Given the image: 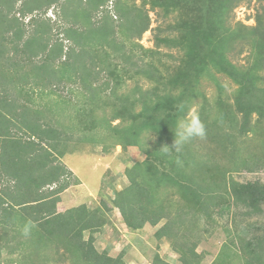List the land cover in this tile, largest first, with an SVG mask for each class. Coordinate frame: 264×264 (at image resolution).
Masks as SVG:
<instances>
[{"label":"trees","instance_id":"obj_1","mask_svg":"<svg viewBox=\"0 0 264 264\" xmlns=\"http://www.w3.org/2000/svg\"><path fill=\"white\" fill-rule=\"evenodd\" d=\"M245 1L141 0L138 6L133 0H82L71 10L66 0H39L38 12L23 15L15 8L16 0H0V264H124L122 255L114 259L107 252L98 255L93 246L94 235L114 209L130 231L162 222L152 240L157 248L176 253L178 264H202V255L195 251L201 234L208 233L216 219L240 218L246 224L234 230L230 247L237 239L243 264H264V227L248 222L264 212V183L229 177L239 170L252 173L264 167V7L255 13L253 26L231 24L232 12ZM146 4L151 11L162 12L163 19L175 20L167 27L171 35L157 29L154 49L134 41L150 24L143 11ZM55 6L61 31L53 38L50 21L42 16ZM63 42L72 46L64 51ZM162 47L182 53L163 54ZM164 57L178 59L179 64L167 71ZM216 74L236 85L234 109L216 98L211 107L217 109L209 119L202 81L221 89ZM139 78L153 82L154 88L142 92ZM126 80L134 85L122 91ZM194 99L200 100L196 105L206 135L177 151L173 148L177 122L188 115ZM135 102L143 105L138 114L132 110ZM101 106L112 112V121L130 119V123L124 129L112 127L95 117ZM223 120L230 126L222 131ZM147 132L157 134L151 150L141 149V135ZM250 132L249 143L258 139L261 153L248 156L241 139ZM110 133L118 146H137L145 155L127 171L129 185L115 193L111 205L102 200L99 207L82 204L58 213L59 195L73 184L61 159L86 144L101 146ZM231 160L234 168L228 165ZM166 200L168 205L181 203L173 214L168 212L171 206L163 205ZM261 230L262 235L245 239ZM224 231L228 233V227ZM27 245H46L48 250L36 259L22 257ZM3 250L23 254L4 263ZM229 256L223 249L210 264H231ZM153 264L167 261L155 256Z\"/></svg>","mask_w":264,"mask_h":264},{"label":"rangeland","instance_id":"obj_2","mask_svg":"<svg viewBox=\"0 0 264 264\" xmlns=\"http://www.w3.org/2000/svg\"><path fill=\"white\" fill-rule=\"evenodd\" d=\"M4 1L11 2L12 0ZM24 1L25 0H16L17 4L15 5V8L18 9L23 15L24 13L32 14L39 11V0H27L28 5H23ZM66 1L68 9L70 8L71 10H74L75 8L73 7L79 5L82 0ZM133 1L138 6H141L142 4L141 0ZM110 3H108V9L112 7ZM261 7H264V0H246L232 12L230 19L231 24L234 25L235 23L240 22L246 26H253V17L256 12H260ZM16 9L13 10V14L17 13ZM143 11L147 13L150 24L148 30L142 34L141 38L138 39V41L134 39V41L141 45L144 49H154L153 39L157 33V29L159 28L160 31L163 32V35L169 36L171 35V30H168L167 27L170 25H174L173 22L175 20L171 17L163 19L162 12H160L158 9H156L155 11H151L148 4L144 6ZM58 14V9L55 6L54 8L52 7L47 10V14L42 16L44 19L50 21L52 28L51 33L53 38H55L56 34L61 31V21L57 18ZM17 16L21 17L20 14L16 15V17ZM177 16L178 14L176 13V16L174 18H176V20L178 21L180 17ZM115 18L116 17H113V19ZM181 18H184V15H182ZM28 19L29 18L24 19L25 24L28 22ZM174 36L177 37L178 33L176 32ZM58 39L60 40L63 38L58 36ZM63 45L64 51H66V48L72 46L71 43L67 42H63ZM159 51L163 54L167 53L168 55L174 57H179V52L182 53V51L178 50V48L166 49L162 47L161 49H159ZM233 61L239 65H246V63L241 58H234ZM162 63L164 64V66L168 67L167 71H169V68L171 70L174 66H177L179 64V61L178 59H170L168 57H164L162 59ZM161 71L163 74H166V70L163 67H161ZM216 76L218 77L220 86L222 87L221 89L217 88L215 84H211L207 80L202 81V88L205 92L207 101L209 102V119L213 117L212 114H215L214 109H217L216 106L214 109L211 107L214 101L217 102L216 98L227 102L226 104L229 105L230 109H234L233 95L236 91V85H234L229 79H227V77L222 74H216ZM133 85L134 82L132 80H126L125 84L123 85L122 91H129ZM138 86L140 87L141 91L144 92L153 89L154 83L146 79L139 78ZM63 96H68L66 91L63 92ZM199 102L200 100L196 101V99H194L190 104V111L195 110V112L198 113L199 107L196 104ZM101 107L97 110L95 117H98L99 119L103 118L104 120L109 121L112 127L117 126L118 129H124L130 123V119H126L124 121H112V112H110L108 108H105V106ZM142 107L143 105L141 104V102H135L132 110L135 114H138L142 111ZM237 117V120H239L240 122V115H237ZM217 118L218 117L214 118L213 121H217ZM255 120L256 117L252 115V125H254ZM219 123V129L222 131L225 129V127L230 126V124L226 123V120H223V122ZM65 124L68 125L66 121ZM252 135L253 132H250L247 136L241 139L245 141V144L243 143L244 145L242 147L246 146L245 148H247V150H245L246 154L248 153V156H250L249 154H251L252 152L256 153L258 151L259 153H261L257 148L258 139H251L252 143H249L248 140L252 137ZM141 138V149L151 150L154 148V145L157 142L156 133H143V135H141ZM116 140V136H114L113 133H110V136L105 138L103 142H101V146L91 147L90 144H86L81 147L79 151L72 154H67L65 158L61 159L63 165L72 175L70 181L73 184L59 195L60 201L56 205L58 213H64V211H66L67 209L80 206L82 204H85L88 208L91 209L95 206L99 207L100 201L102 200L110 204L114 198L115 193L121 191L123 188L129 185L127 171L130 170L133 165L143 162L145 160V155L137 146H118L119 144H117ZM209 142H211L212 146H216V143L212 141ZM201 144H205L204 140L201 142ZM211 145H209V147ZM102 147L106 148L107 150L104 152L102 150ZM216 148L217 147H215V149ZM243 156L246 155H242V157ZM234 163L235 161L231 160L228 165L234 168ZM230 176L234 179V181L245 182L258 179V181L264 183V167L252 173H249L245 170H239L231 173L229 177ZM166 202L167 200L163 202V205L172 207L168 211L171 214H173L176 211L177 206L181 204L178 201H170L171 204L168 205L166 204ZM106 219L107 223L105 227H103L100 232L94 235L95 243L93 246L96 249L98 255L102 254V252H107V255L113 259L118 255H122L124 264H153L155 256H158L160 259L164 258L165 261H167V264H178L176 263L178 259L176 253L172 252L169 248H165L161 245L157 248L154 244V241L152 240L155 231L163 224L162 222H160V224H158L155 228L146 226L142 230L130 231L123 223V219L118 210L114 209L111 214H106ZM240 220L241 219L239 218V220L234 222L232 220H228L227 218H222L220 220L216 219L212 226L210 228H207L208 233L201 234L200 238L201 240H203L198 246H196L195 251L198 254L200 253L202 255V264H210L211 261L217 259L218 256H220L223 249H226L228 252H230L229 260L231 261V264H243V261L239 259V257H241L240 252L242 251V245L239 244L237 239L234 240L236 243L233 245V247H230L231 243L229 242L231 241V239H233V232L237 228V226L243 227L246 224V222ZM248 222L254 223L260 227H264V212L260 216H255L251 219H248ZM186 226H189L188 220L186 222ZM224 227H228V233L224 231ZM262 232L263 230L250 232L245 236V239H250L251 235L260 236L262 235ZM11 234L12 233L8 234V241H11L9 239L11 237ZM83 237L84 240H86L88 237V233H84ZM52 241L53 240H51V242ZM8 245H10V247L14 249V243L9 242ZM27 247L24 250V254L16 251L14 252V254L12 253L11 255H8L7 252L3 250L1 253V262L8 263V261L10 260H18V258L21 257L22 254V257L28 254L29 258L33 256V258L36 259L40 255L46 254L44 252L48 250V248H46V245H44L43 248H36L30 245H27ZM59 251L64 256V251L62 249H60ZM65 256L68 255L65 254ZM224 257L225 256L222 255V257L219 259V262L223 261Z\"/></svg>","mask_w":264,"mask_h":264},{"label":"clouds","instance_id":"obj_3","mask_svg":"<svg viewBox=\"0 0 264 264\" xmlns=\"http://www.w3.org/2000/svg\"><path fill=\"white\" fill-rule=\"evenodd\" d=\"M181 111L183 105L180 106ZM206 135V128L204 123L200 120L198 113L191 110L187 116H184L177 122V131L175 135V143L173 148L180 151L181 146L195 138H204ZM168 148V147H167ZM54 187H52L53 189Z\"/></svg>","mask_w":264,"mask_h":264},{"label":"crops","instance_id":"obj_4","mask_svg":"<svg viewBox=\"0 0 264 264\" xmlns=\"http://www.w3.org/2000/svg\"><path fill=\"white\" fill-rule=\"evenodd\" d=\"M166 248V247H165Z\"/></svg>","mask_w":264,"mask_h":264}]
</instances>
